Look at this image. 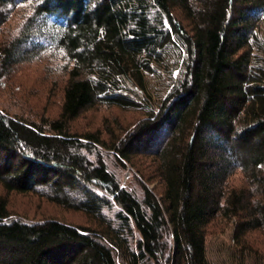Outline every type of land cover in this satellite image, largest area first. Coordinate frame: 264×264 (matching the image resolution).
<instances>
[{
    "label": "trees",
    "instance_id": "16d2710c",
    "mask_svg": "<svg viewBox=\"0 0 264 264\" xmlns=\"http://www.w3.org/2000/svg\"><path fill=\"white\" fill-rule=\"evenodd\" d=\"M21 5L30 16L0 42V80L45 52L61 55L66 79L54 118L0 110V190L45 189L90 224L13 219L0 194V264H209L216 222L231 224L239 264H264L251 238L264 239V0H0V30ZM171 61L181 69L157 104L128 95V82L145 92L146 74L171 80ZM97 106L142 119L108 146L73 130Z\"/></svg>",
    "mask_w": 264,
    "mask_h": 264
},
{
    "label": "rangeland",
    "instance_id": "374dc122",
    "mask_svg": "<svg viewBox=\"0 0 264 264\" xmlns=\"http://www.w3.org/2000/svg\"><path fill=\"white\" fill-rule=\"evenodd\" d=\"M29 16L30 11L26 5L16 6L10 10L7 21L0 30V42L9 41L17 36L25 19ZM255 34L257 44H254V55L258 60L255 65L264 68V16ZM65 64L61 55L51 52H45L30 61L18 64L10 75L0 80V110L9 116L18 115L37 121L57 116L66 79ZM171 65L175 67L171 80L164 73L146 74L144 76L145 92L128 82V95L147 105L148 103L157 104V98L174 84L176 75L181 69V62L175 65L171 61ZM141 119L142 114L139 112L97 106L83 112L72 126L78 133H96L99 139L109 146L111 139L124 138ZM103 151L107 155L113 153L108 148H104ZM134 161L137 167H141L144 171L152 168L149 166L151 161L148 158L140 156ZM133 172L130 165L121 169V173L119 171L122 186L130 185ZM236 184H239L238 180ZM150 187L160 190L157 181ZM0 194L7 200L10 218L27 222L54 218L72 225L88 226L90 224L81 213L64 210L49 203L45 198L48 195L45 189L34 194H6L0 190ZM78 195V192H74L71 197L76 198ZM231 229V224L228 222H216L209 228L206 235V256L209 264H239L238 249L234 248L231 242ZM251 238L254 249L257 251L264 249V239L260 233L253 232Z\"/></svg>",
    "mask_w": 264,
    "mask_h": 264
}]
</instances>
